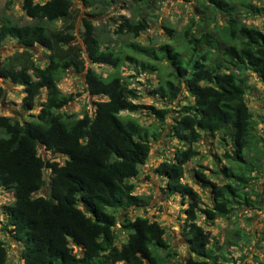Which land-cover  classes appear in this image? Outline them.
<instances>
[{
  "label": "trees",
  "instance_id": "1",
  "mask_svg": "<svg viewBox=\"0 0 264 264\" xmlns=\"http://www.w3.org/2000/svg\"><path fill=\"white\" fill-rule=\"evenodd\" d=\"M78 2L85 9L79 17L80 41L74 39L77 9H72L73 0H22L29 18L24 23L0 15V44L12 38L21 47L0 57V81L22 86L20 107L24 110H31L44 90L39 109L30 119L0 114V187L13 197L3 206V228L18 243L22 264H163L153 252L167 246L164 230L155 220L126 219L130 230L126 240L118 246L113 242L115 215L108 210L146 203L143 196L131 192L129 179L148 156L149 138L161 132L155 123L142 125L136 117L122 113L138 107L131 99L134 89L119 71L128 62L141 70L157 71L160 81L152 92L159 97H175L183 84L193 100L177 110L168 128L166 110L147 106L163 130L167 128L186 144L156 167L165 178V193L188 199L182 229L188 255L181 264H228L225 257H213L209 234L195 218L196 211L208 222L229 215L238 200L245 198L240 191L247 179L244 170H254L244 159L253 121L244 99L243 71L250 69L264 85V33L246 24L238 10L253 12L254 8L248 0H196L202 15L190 19L181 41L143 44L135 38L148 26L143 9L150 0H137L129 16L121 15L114 22V32L127 39L112 44L96 33L91 17L106 12L114 0ZM220 13L227 16L222 24L216 23ZM167 32L174 37L172 31ZM36 46L47 51L41 66L33 58ZM86 59L111 70L101 75L85 65ZM68 70L83 73L90 95L104 97L93 102L92 114L82 110L78 116L63 109L72 95L62 93L57 83ZM202 132L217 134L232 147L231 164L220 170L230 181L216 183L202 170L194 171L199 182L210 188V205H200L198 193L181 182L183 164L197 153L191 143ZM38 147L62 154L64 161L43 159ZM43 169L49 171L47 192L35 195L45 184ZM0 264H6L2 241Z\"/></svg>",
  "mask_w": 264,
  "mask_h": 264
},
{
  "label": "rangeland",
  "instance_id": "2",
  "mask_svg": "<svg viewBox=\"0 0 264 264\" xmlns=\"http://www.w3.org/2000/svg\"><path fill=\"white\" fill-rule=\"evenodd\" d=\"M42 2L44 0H33ZM137 0H114L103 14L92 16L93 24L97 27V34L101 32L102 40L107 38L112 44H119L127 39L126 35L118 36L114 32L115 24L121 15L129 16L132 13L131 5ZM254 11L244 12L238 8L240 18L264 33V0H248ZM196 0H150L148 8L143 9L148 13V26L135 38L138 42L146 44H158L166 41L180 40L182 29L186 27L190 19H198L201 13L196 9ZM78 0H73L72 9H77L75 40L79 39V17L84 15V7L78 5ZM142 12V11H141ZM8 14L19 23L29 20L22 9V0H0V15ZM216 23H224L227 16L220 13ZM174 37L168 35L167 30ZM0 57L9 55L13 49H20L12 38H6L0 44ZM33 58L38 65L46 62L47 51L40 46L34 47ZM185 52V51H184ZM183 52V53H184ZM85 65L101 75H106L111 67L105 64L91 63L85 60ZM120 74L130 82V87L135 91V97L131 98L138 104L135 111L122 112L136 117L140 124L155 123L160 131L159 137L149 138L150 150L144 162L138 165L137 174L129 179L132 183L133 194L143 196L146 203L141 206H130L126 209L108 210L115 215L113 226L114 244L119 245L127 238L130 230L126 228V219L135 216H143L148 220H155L164 230V240L167 246L164 249H154L157 259L163 264H181L188 255L183 229L184 212L188 199L178 193L167 195L164 191V176L156 171L157 165L163 160H171L176 148H185L186 144L169 134L167 126L172 121V116L185 105L193 103L191 95L183 84L179 86V92L173 98L159 97L152 90L160 81L156 70H141L133 62L125 63L120 67ZM83 73L68 70L58 81L57 86L62 93L71 94L72 99L63 107L67 112L80 115L82 110L93 113V102L104 99L103 96H93L85 89L82 80ZM246 88L244 99L252 115V128L249 136V146L245 149L244 159L254 166L253 171L244 170L246 181L240 186L244 199H239L229 215L215 217L206 221L201 212L196 211L195 222L209 234V244L213 257L222 260L225 257L228 264H263L264 263V85L250 69H245ZM1 82V81H0ZM3 95L0 99V114L10 115L19 120L30 119L39 109V101L44 98V90L41 89L35 105L31 110L20 107L23 88L21 85L9 81L1 82ZM166 110L163 124L158 121L147 106ZM196 154L187 160L182 168L181 182L194 189L201 200L200 205H210L211 192L208 186H203L195 177V169L204 172L207 179L216 183L228 182L223 172V167L231 164L232 147L227 140H220L217 134L208 135L202 132L201 138L191 143ZM37 151L43 159L54 160L58 163L64 161L60 153H50L38 147ZM237 163H239L237 161ZM44 186L35 195H45L49 171L43 169ZM11 192L0 187V241L6 248V264H22L19 256V246L11 237L7 229H4L5 213L3 206L12 201ZM250 199L246 201L245 199ZM72 252L78 253L72 246ZM194 259H200L191 255ZM122 264V263H116Z\"/></svg>",
  "mask_w": 264,
  "mask_h": 264
}]
</instances>
